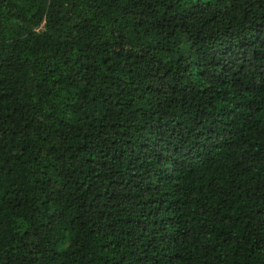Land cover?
Segmentation results:
<instances>
[{"label":"trees","instance_id":"1","mask_svg":"<svg viewBox=\"0 0 264 264\" xmlns=\"http://www.w3.org/2000/svg\"><path fill=\"white\" fill-rule=\"evenodd\" d=\"M0 264H264V0H0Z\"/></svg>","mask_w":264,"mask_h":264}]
</instances>
